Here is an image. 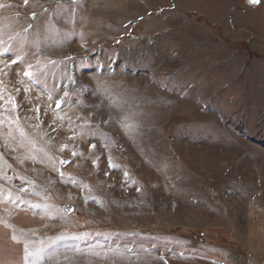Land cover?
Instances as JSON below:
<instances>
[{
  "label": "rangeland",
  "instance_id": "1",
  "mask_svg": "<svg viewBox=\"0 0 264 264\" xmlns=\"http://www.w3.org/2000/svg\"><path fill=\"white\" fill-rule=\"evenodd\" d=\"M0 4V264H264V0Z\"/></svg>",
  "mask_w": 264,
  "mask_h": 264
},
{
  "label": "snow or ice",
  "instance_id": "2",
  "mask_svg": "<svg viewBox=\"0 0 264 264\" xmlns=\"http://www.w3.org/2000/svg\"><path fill=\"white\" fill-rule=\"evenodd\" d=\"M250 2L256 3V2H258V0H250ZM28 3H29V0H24L25 5H27ZM6 7H11V5L0 4V8H6ZM45 11H47V9H45ZM31 15L33 18H35L36 13L33 12V13H31ZM17 35H19V33H17ZM6 51H7V49H6ZM11 63L15 64L16 60H12ZM31 67H32L31 65H28L29 69H31ZM24 76L29 77V78H33V73L30 70L25 71ZM97 85H98V87H97L96 91L99 92L100 94H105L109 91L108 88L104 86L103 82L97 81ZM25 91H27V89H25ZM65 95H67V94H65ZM61 103H62V101L56 102L57 108H59L61 106ZM113 103H114V101H113ZM38 111H39V109H37V112ZM124 120L127 121L128 117H125ZM122 127H124L126 130H131L134 127V125L132 123L122 122ZM84 134L87 135L88 133H84ZM20 135L22 137H24L26 135L24 133L23 129H20ZM92 147H95V145H92ZM61 150H63V149H61ZM74 155H75V153H74ZM29 158H31L33 160L36 159L35 156H31ZM60 163L61 164L67 163V161L61 160ZM110 167H118V166L111 164V161H110ZM125 175L127 176V173H125ZM61 176H63V173H61ZM34 207H40V205H34ZM12 240L18 241V237L16 235H13ZM24 250H25V257L24 258H25V261L28 262V264H37L38 259H43V252H44L43 246L36 249L35 251H29L28 244L25 243L24 244ZM29 257H33V259L31 261H29V259H28Z\"/></svg>",
  "mask_w": 264,
  "mask_h": 264
},
{
  "label": "water",
  "instance_id": "3",
  "mask_svg": "<svg viewBox=\"0 0 264 264\" xmlns=\"http://www.w3.org/2000/svg\"><path fill=\"white\" fill-rule=\"evenodd\" d=\"M66 1L74 2V1H77V0H66ZM258 1H259V0H258ZM249 2H250V0H249ZM257 3H258V2H256V3H252V2H250V4H257ZM61 160H63V161H67V163H63V164H61V165H63V166H65V165L68 164V162H69V159L64 158V157H59V161H61ZM66 209H67V210H71V209H72V206L67 205V206H66Z\"/></svg>",
  "mask_w": 264,
  "mask_h": 264
},
{
  "label": "crops",
  "instance_id": "4",
  "mask_svg": "<svg viewBox=\"0 0 264 264\" xmlns=\"http://www.w3.org/2000/svg\"><path fill=\"white\" fill-rule=\"evenodd\" d=\"M263 247H264V245H263V246H261L259 250L263 249ZM249 264H256V263H255V262H253V261H250V260H249Z\"/></svg>",
  "mask_w": 264,
  "mask_h": 264
}]
</instances>
